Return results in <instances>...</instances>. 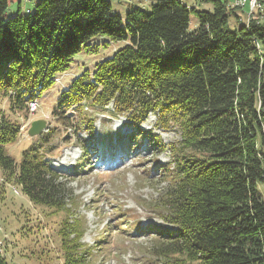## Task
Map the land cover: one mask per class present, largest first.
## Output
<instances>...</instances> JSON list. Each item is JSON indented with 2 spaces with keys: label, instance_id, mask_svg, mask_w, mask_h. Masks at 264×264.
Segmentation results:
<instances>
[{
  "label": "trees",
  "instance_id": "1",
  "mask_svg": "<svg viewBox=\"0 0 264 264\" xmlns=\"http://www.w3.org/2000/svg\"><path fill=\"white\" fill-rule=\"evenodd\" d=\"M111 1L39 0L33 11L21 14L18 7L4 20L8 0H0L5 183L36 207L66 213L59 232L63 264H91L97 248L81 242L71 171L61 172L48 159L56 127L23 150L19 162L5 146L17 141V116L63 78L76 55L122 42L69 79L52 118L74 134L80 161L98 147L108 155L139 154L144 143L164 151L159 136L141 125L149 113L155 128L174 125L179 140L161 169L168 189L152 210L164 226L139 230L154 238V264H264V9L242 23L227 0H205L211 10L197 12L198 27L189 32L194 10L181 0H153L150 11L133 8L125 18L113 13ZM97 113L123 116L132 131L100 132ZM81 132L86 137H77ZM0 264H9L5 250Z\"/></svg>",
  "mask_w": 264,
  "mask_h": 264
},
{
  "label": "rangeland",
  "instance_id": "2",
  "mask_svg": "<svg viewBox=\"0 0 264 264\" xmlns=\"http://www.w3.org/2000/svg\"><path fill=\"white\" fill-rule=\"evenodd\" d=\"M38 1L8 0L3 19L15 17L18 7L21 14L33 11ZM181 1L194 10L190 13L188 23V31H194L198 27L196 13L210 11L211 3L205 0ZM111 4L113 13L125 18L126 13L133 8L150 11L154 1L112 0ZM228 6L233 7L234 4L228 2ZM235 14L242 23L251 19L245 10L236 9ZM230 22L234 25V16H231ZM109 44L93 52L86 53L84 50L76 55L61 84L55 83L36 100L37 111L30 115L28 110L25 116H17L19 124L26 126L25 130L20 133L14 144L5 146V151L15 162H19L22 151L39 142L38 137L27 136L30 124H27L26 119L30 123L34 119L46 120L47 128L56 127L47 147L51 148L48 159L51 165L61 172L68 174L67 171H71L68 175V186L74 195V217L81 218L84 229L81 242L91 248H97L93 252L91 264H154V238L149 235L142 236L139 230L147 224L164 226L163 221L152 210L158 199L164 200L163 194L168 189V178L163 175L161 169L170 163L168 148L179 140L178 129L174 125L167 130L155 128V116L151 114L142 127L152 129L154 134L159 136L164 151L153 149L144 143L145 150L137 156L130 153L111 156L105 153V149L98 147L96 152L90 153L84 161H80L83 156L73 138L74 134L70 129L57 124L50 113L63 87H66L77 73L92 67L103 57H110L114 49L124 45L122 42ZM2 108L7 110L6 101H2ZM110 109L112 108L109 107ZM95 118V125L100 132L111 129L120 130V134L127 135L132 131V127L124 124L127 121L122 116L111 118L97 113ZM77 137L86 135L81 132ZM112 157L115 158L114 163L111 162ZM105 160L108 162L101 163ZM79 161V165L75 166ZM4 184L5 178L0 173V250L3 253L6 251L7 262L63 264L59 232L66 213H53L48 208L36 207L22 194L19 187ZM75 218L70 217L69 220ZM126 224L129 227L125 226ZM100 238H103V241H99Z\"/></svg>",
  "mask_w": 264,
  "mask_h": 264
},
{
  "label": "bare ground",
  "instance_id": "3",
  "mask_svg": "<svg viewBox=\"0 0 264 264\" xmlns=\"http://www.w3.org/2000/svg\"><path fill=\"white\" fill-rule=\"evenodd\" d=\"M228 2L230 4L232 2V4H234L233 7H238V9H240V10H245V4H240V0H228ZM252 4L253 5H257V10L255 12H253L251 14V16L246 13L249 18H253L257 14L256 12H258V11L262 13V11L264 9V0H252ZM29 108H30V110L33 109V108L35 109V104L31 103Z\"/></svg>",
  "mask_w": 264,
  "mask_h": 264
},
{
  "label": "water",
  "instance_id": "4",
  "mask_svg": "<svg viewBox=\"0 0 264 264\" xmlns=\"http://www.w3.org/2000/svg\"><path fill=\"white\" fill-rule=\"evenodd\" d=\"M46 124L45 120L33 121L28 129V136L31 138L39 136L45 130Z\"/></svg>",
  "mask_w": 264,
  "mask_h": 264
},
{
  "label": "built area",
  "instance_id": "5",
  "mask_svg": "<svg viewBox=\"0 0 264 264\" xmlns=\"http://www.w3.org/2000/svg\"><path fill=\"white\" fill-rule=\"evenodd\" d=\"M240 4H245V11L250 16L257 10V5H253L252 0H240ZM235 8L238 9V7ZM31 111H34V108Z\"/></svg>",
  "mask_w": 264,
  "mask_h": 264
}]
</instances>
